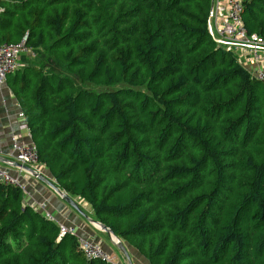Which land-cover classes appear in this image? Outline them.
I'll list each match as a JSON object with an SVG mask.
<instances>
[{
	"label": "trees",
	"instance_id": "trees-1",
	"mask_svg": "<svg viewBox=\"0 0 264 264\" xmlns=\"http://www.w3.org/2000/svg\"><path fill=\"white\" fill-rule=\"evenodd\" d=\"M264 39V0H243ZM6 77L54 184L149 264H264V85L217 46L211 0H4ZM36 55V56H35ZM0 183V264L87 260Z\"/></svg>",
	"mask_w": 264,
	"mask_h": 264
},
{
	"label": "built area",
	"instance_id": "built-area-1",
	"mask_svg": "<svg viewBox=\"0 0 264 264\" xmlns=\"http://www.w3.org/2000/svg\"><path fill=\"white\" fill-rule=\"evenodd\" d=\"M3 1L0 0V13L3 12L1 6ZM243 11V0H211L207 30L217 46L233 53L239 63L264 85V39L256 34L247 33L242 20ZM25 40L26 38H23L18 43L0 45V84L5 83L6 77L18 69L20 55L29 52ZM19 117L23 118V114L19 113ZM11 142L16 162L26 166L38 164L37 149L32 140L22 143L13 137ZM0 183L19 187L26 194V189L19 180L1 167ZM33 209L48 221L55 222L53 215L47 212L45 204H40ZM66 235L76 237L77 247L87 260L113 263L111 253L101 245L76 236L73 227L59 224L56 239L60 240Z\"/></svg>",
	"mask_w": 264,
	"mask_h": 264
},
{
	"label": "crops",
	"instance_id": "crops-1",
	"mask_svg": "<svg viewBox=\"0 0 264 264\" xmlns=\"http://www.w3.org/2000/svg\"><path fill=\"white\" fill-rule=\"evenodd\" d=\"M34 53H24L19 57V67L27 64V61L32 60ZM20 107L7 83L0 84V167L5 169L11 176L17 178L19 183L26 189V194L23 202L30 207H38L40 204H45L47 212L52 214L57 225H65L75 229V235L86 239L92 243L101 245L107 252L111 253L108 247L111 244L109 238L104 239V232L91 224L87 218L92 219L90 207L77 197H70L83 213L80 214L73 210L49 186L42 181L31 176L26 170L16 166L14 152L12 150V138L15 137L19 142L28 143L31 140L24 117H19ZM33 168L54 184L50 174L46 168L40 164L29 166ZM60 190V189H59ZM105 240L109 243H105ZM112 245V244H111ZM129 248V257L131 264H149L137 251ZM118 251V250H117ZM119 253V252H118ZM112 255V253H111ZM113 256V255H112ZM122 256L123 263L116 260L117 264H128L125 257Z\"/></svg>",
	"mask_w": 264,
	"mask_h": 264
},
{
	"label": "water",
	"instance_id": "water-1",
	"mask_svg": "<svg viewBox=\"0 0 264 264\" xmlns=\"http://www.w3.org/2000/svg\"><path fill=\"white\" fill-rule=\"evenodd\" d=\"M16 166L21 167L22 169L26 170L31 176L34 178L42 181L44 184L49 186L58 196L61 198L62 201H64L66 204H68L73 210L83 215V213L80 211L77 204L68 196L65 192L59 190V188L50 182L46 177H44L42 174L34 170L33 168H30L26 165H21L19 163L16 164ZM84 216V215H83ZM87 220L93 224L95 227H97L100 231L104 232L107 237L109 238L111 244L116 247L119 253H121L125 259L127 260L128 264H131V260L129 257V246L127 244L121 243L115 236L112 235V233L103 225L100 223L94 221L93 219L87 218Z\"/></svg>",
	"mask_w": 264,
	"mask_h": 264
},
{
	"label": "rangeland",
	"instance_id": "rangeland-1",
	"mask_svg": "<svg viewBox=\"0 0 264 264\" xmlns=\"http://www.w3.org/2000/svg\"><path fill=\"white\" fill-rule=\"evenodd\" d=\"M29 52L32 53L31 51H29ZM34 54H35V53H34ZM28 55H29V57L31 58L30 54H28ZM35 56H36V55H35ZM33 57H34V56H33ZM31 59H32V58H31ZM79 208H80V207H79ZM104 237H105L104 239L108 240L107 236L104 235ZM106 240H105V243L108 244L109 242L106 241ZM124 244H125V243H124ZM108 245H109L108 247H109V248L111 249V251H112L111 253H112V255H113V256H112V258H113V263H114V264H117V263H116V260H119V259H120L119 261H120L121 263H123V260H122V258H121L122 256H120V253H118L116 247L113 246V245H111L110 243H109Z\"/></svg>",
	"mask_w": 264,
	"mask_h": 264
}]
</instances>
